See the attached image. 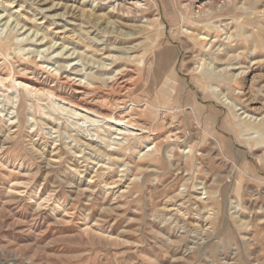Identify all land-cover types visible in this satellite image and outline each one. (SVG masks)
<instances>
[{"label": "rangeland", "instance_id": "rangeland-1", "mask_svg": "<svg viewBox=\"0 0 264 264\" xmlns=\"http://www.w3.org/2000/svg\"><path fill=\"white\" fill-rule=\"evenodd\" d=\"M1 20L0 264H264V0H0Z\"/></svg>", "mask_w": 264, "mask_h": 264}, {"label": "bare ground", "instance_id": "bare-ground-1", "mask_svg": "<svg viewBox=\"0 0 264 264\" xmlns=\"http://www.w3.org/2000/svg\"><path fill=\"white\" fill-rule=\"evenodd\" d=\"M6 19V18H5ZM0 22H2V20L0 21ZM8 23H10L9 21H8ZM3 24V23H2ZM11 24V23H10ZM8 25V24H7ZM13 26V25H12ZM7 29V28H6ZM15 30V29H14ZM36 34V33H35ZM27 35H29V34H27ZM38 35H40V34H38ZM36 37H37V35H35ZM229 36V35H228ZM39 37V36H38ZM10 37L8 36V37H6L5 39H1L0 38V54L1 55H4V56H6L5 57V61H6V63H8V65L9 66H11V67H13V69L12 70H16L15 69V66H14V64L13 63H11L10 61H9V51H10V49L14 46V42H12L10 39H9ZM33 41V40H32ZM37 41H39V40H37ZM44 41H46V40H44ZM49 42V41H48ZM54 45V44H53ZM52 45V46H53ZM57 46V45H56ZM25 51V50H24ZM48 51V50H47ZM62 51V50H61ZM13 53H14V51H13ZM75 55V54H74ZM25 56V55H24ZM166 56V57H165ZM165 56H163V57H161L160 58V61H158L157 62V64H158V66H157V72H156V75H159V74H161L162 75V73H161V71H162V69H164V67H165V63L167 62V58L169 57V55L167 54V55H165ZM11 57V56H10ZM18 57V56H17ZM73 57V56H72ZM33 59V58H32ZM16 62V61H15ZM20 65V64H19ZM27 65V64H26ZM38 65V64H37ZM210 65V64H209ZM33 66V65H32ZM27 67H28V65H27ZM31 67V66H30ZM227 68V67H226ZM27 70V69H26ZM14 71H12V72H14ZM23 72H24V70H23ZM27 75V74H26ZM58 77V76H57ZM22 78V77H21ZM161 78V77H160ZM35 80V79H34ZM39 80V79H38ZM64 82V81H63ZM0 84H1V80H0ZM156 84V87L157 86H159V85H157V83H155ZM154 84V85H155ZM181 84H182V82H181ZM45 85V84H44ZM44 85H42V86H44ZM41 86V87H42ZM62 86V85H61ZM40 87V88H41ZM46 87V86H45ZM48 88V87H47ZM181 88V87H180ZM122 89V88H121ZM148 89V88H147ZM167 89V88H166ZM131 90V89H130ZM157 90V89H156ZM162 90V89H161ZM184 90H186V89H184ZM127 91V90H126ZM125 91V92H126ZM129 91V90H128ZM170 91V90H169ZM182 91H183V89H182ZM46 93L45 94H41L40 95V97H45V100H46V103H47V106H48V108L49 109H52L53 111H55V112H59V113H66L67 115H70V116H74V117H83L84 118V124L86 123L87 124V122H103V121H108V125L110 126V128H114V129H116V131H118L119 132V136H122L121 134L122 133H128L129 131H128V125H132L133 124V121H131V120H124L123 118H117V117H115L114 115H108V114H104V113H100L99 111H97V110H93L92 108H90V109H88V108H84V107H82V106H80V105H78L77 103H75V102H72V101H70L69 99H67V98H65V97H63V96H60V95H58L57 93H56V91H45ZM167 92V91H166ZM171 92V91H170ZM3 93V92H2ZM60 93V92H59ZM124 93V92H123ZM93 94V93H92ZM95 94V93H94ZM128 94V93H127ZM143 95L145 94V92L144 93H142ZM146 95V94H145ZM161 95V94H160ZM169 95H171L170 93H169ZM175 98H176V96H175ZM178 98V97H177ZM15 99V98H14ZM57 99H59V100H57ZM152 100H153V98H152ZM63 101L64 102H67L68 104L67 105H65V106H67L68 108H66V107H64V106H61V103L63 104ZM253 101V100H252ZM8 102H10V100L8 101ZM146 102V101H145ZM176 102H178L177 100H176ZM175 103V102H174ZM135 105V104H134ZM164 105V104H163ZM98 106V105H97ZM99 107H101V106H99ZM161 107H162V105H161ZM168 106H166V108H167ZM170 107V106H169ZM178 107H179V105H178ZM153 108H155V107H153ZM172 108V107H171ZM176 108H177V105H176ZM175 108V109H176ZM180 108H182V107H180ZM101 109H102V107H101ZM134 110V109H133ZM132 110V111H133ZM136 110V109H135ZM166 110V109H165ZM172 110H173V108H172ZM153 111V110H152ZM54 112V113H55ZM106 112V111H105ZM145 112V111H144ZM164 113V112H163ZM115 114V113H114ZM171 114V113H170ZM162 115H164V114H162ZM152 117V116H151ZM72 118V117H71ZM94 120H93V119ZM163 118H165V117H163ZM160 121V120H159ZM122 122V123H121ZM158 122V121H157ZM95 123V124H96ZM163 123V122H162ZM79 124V123H78ZM99 124V123H98ZM93 125V124H92ZM97 125V124H96ZM118 125H120V127L122 126L123 127V129H119V126ZM160 125V124H159ZM158 125V126H159ZM163 125V124H162ZM180 125V124H179ZM84 126V125H83ZM124 126H125V128H124ZM88 127V126H87ZM211 127V126H210ZM158 128V127H157ZM159 129H160V127H159ZM158 129V130H159ZM90 132V131H89ZM88 133V132H87ZM91 135V134H90ZM118 135V134H117ZM88 137V136H87ZM192 138V137H191ZM91 140H93V139H91ZM90 140V141H91ZM117 141V140H116ZM233 141V140H232ZM102 143V142H101ZM235 143V142H234ZM104 144V143H103ZM217 144L221 147V148H223V145L220 143V141H217ZM108 147V146H107ZM150 149V148H149ZM111 150V149H110ZM223 150V149H222ZM150 151V150H149ZM163 158V157H162ZM142 159V158H141ZM165 159V158H164ZM162 160V159H161ZM164 161L165 160H163L162 162L164 163ZM166 163V162H165ZM213 167V166H212ZM104 181V180H103ZM163 218V217H162ZM166 219H168V218H166ZM162 220V219H161ZM165 220V219H164ZM170 220V219H169ZM153 221V220H152ZM168 221V220H167ZM171 221V220H170ZM174 226V225H173ZM206 230V229H205ZM205 232V231H204ZM203 232V233H204ZM202 233V232H201ZM252 240V239H251ZM204 242V241H203ZM195 244V243H194Z\"/></svg>", "mask_w": 264, "mask_h": 264}]
</instances>
